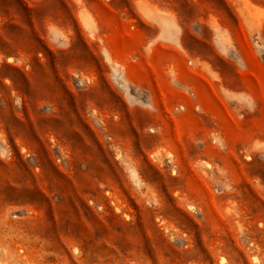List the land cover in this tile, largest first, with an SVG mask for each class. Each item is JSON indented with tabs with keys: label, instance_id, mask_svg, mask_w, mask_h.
I'll return each instance as SVG.
<instances>
[{
	"label": "rangeland",
	"instance_id": "374dc122",
	"mask_svg": "<svg viewBox=\"0 0 264 264\" xmlns=\"http://www.w3.org/2000/svg\"><path fill=\"white\" fill-rule=\"evenodd\" d=\"M0 264H264V0H0Z\"/></svg>",
	"mask_w": 264,
	"mask_h": 264
}]
</instances>
